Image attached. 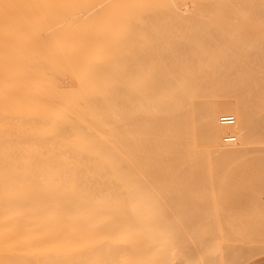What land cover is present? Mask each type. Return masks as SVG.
Listing matches in <instances>:
<instances>
[{"label": "bare ground", "instance_id": "bare-ground-1", "mask_svg": "<svg viewBox=\"0 0 264 264\" xmlns=\"http://www.w3.org/2000/svg\"><path fill=\"white\" fill-rule=\"evenodd\" d=\"M245 159H264V0H0V172L49 196L44 237L0 252L235 263L219 224L196 258L176 225L207 189L193 176L233 170L199 162Z\"/></svg>", "mask_w": 264, "mask_h": 264}, {"label": "rangeland", "instance_id": "rangeland-1", "mask_svg": "<svg viewBox=\"0 0 264 264\" xmlns=\"http://www.w3.org/2000/svg\"><path fill=\"white\" fill-rule=\"evenodd\" d=\"M199 164L231 166L233 170L193 176V181L206 184L207 189L203 193L194 191L193 206L184 209L178 218L176 230L183 228L182 233L185 230L189 233L187 230L193 227L195 231L194 237L191 236L194 247L190 244L185 254L193 258L198 247L204 250L209 247L210 243L199 233L203 228H216L219 224L227 230L228 247H233V256L243 249V257L239 252L235 263L232 258L227 260L228 264H264V159L213 160ZM48 202L49 196L37 174L0 172V236L41 240L47 227ZM178 236H184L183 241L187 234ZM246 248L255 251L250 253ZM11 255L30 264L18 255Z\"/></svg>", "mask_w": 264, "mask_h": 264}, {"label": "crops", "instance_id": "crops-1", "mask_svg": "<svg viewBox=\"0 0 264 264\" xmlns=\"http://www.w3.org/2000/svg\"><path fill=\"white\" fill-rule=\"evenodd\" d=\"M0 264H25L21 259L12 256L10 253L0 252Z\"/></svg>", "mask_w": 264, "mask_h": 264}, {"label": "built area", "instance_id": "built-area-1", "mask_svg": "<svg viewBox=\"0 0 264 264\" xmlns=\"http://www.w3.org/2000/svg\"><path fill=\"white\" fill-rule=\"evenodd\" d=\"M221 122H223V123H228V124H233L234 119H233V117H223V118L221 119Z\"/></svg>", "mask_w": 264, "mask_h": 264}]
</instances>
